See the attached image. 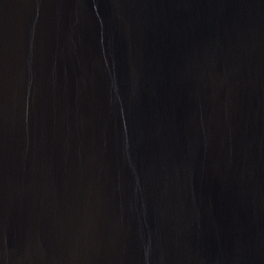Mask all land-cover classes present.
<instances>
[{"label":"water","instance_id":"95a60500","mask_svg":"<svg viewBox=\"0 0 264 264\" xmlns=\"http://www.w3.org/2000/svg\"><path fill=\"white\" fill-rule=\"evenodd\" d=\"M0 264H264V0H0Z\"/></svg>","mask_w":264,"mask_h":264}]
</instances>
